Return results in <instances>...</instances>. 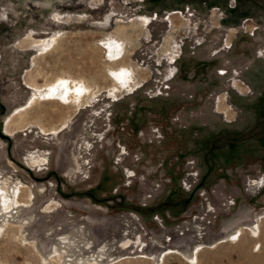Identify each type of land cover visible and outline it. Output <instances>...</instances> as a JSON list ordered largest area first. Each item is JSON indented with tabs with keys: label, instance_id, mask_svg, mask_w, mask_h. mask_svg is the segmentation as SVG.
<instances>
[{
	"label": "rangeland",
	"instance_id": "1",
	"mask_svg": "<svg viewBox=\"0 0 264 264\" xmlns=\"http://www.w3.org/2000/svg\"><path fill=\"white\" fill-rule=\"evenodd\" d=\"M3 178L0 264H264V0H0Z\"/></svg>",
	"mask_w": 264,
	"mask_h": 264
},
{
	"label": "bare ground",
	"instance_id": "2",
	"mask_svg": "<svg viewBox=\"0 0 264 264\" xmlns=\"http://www.w3.org/2000/svg\"><path fill=\"white\" fill-rule=\"evenodd\" d=\"M56 85L59 86V89H58V87ZM56 85H54V88L46 90L47 91L46 92L47 96L49 97V99L52 98L54 100V101L52 100L53 102L60 101V99L53 98V96H55V97L57 96V97H59L61 99L62 98L71 99V98L77 97V95H74V93H73L72 96H69L70 94L68 93V92H70L71 88L74 87V86L76 87L75 90L77 91V94H80L83 91V88L79 87V85H77V86H76V84L75 85H69L67 83V81L64 80V78H62L61 82L57 83ZM43 94L44 93H42L41 95H43ZM44 96H42V97H44ZM46 101H48V100H46ZM69 102H66V103H69ZM62 170H64V169H62ZM72 172H74V171H72ZM71 173H69V174H71ZM4 179L5 178L0 179V230H2L3 223L8 221V214H10V212H11V214L13 213L12 211H10L12 209V207H14L17 203H19V201L15 198V193L10 191V187L7 184L6 180H4ZM12 210H14V209H12ZM252 231L255 232L256 230L252 229ZM240 234H241V228L239 227V228H236V230H232V231L230 230L227 234H225L226 236L224 238L231 236L233 239H235L237 237V235L240 236ZM25 239H27V238H25ZM124 243L126 244L127 241L124 242ZM50 246H51L50 250L48 249V251H47V248L50 247ZM34 247H35V249L38 252L40 260H42V261L46 260V258L48 256H50L49 254H46V252L51 253V254L53 252H58L57 245L53 244V242L42 244L41 248H39L36 244L34 245ZM45 250H46V252H45ZM86 262L88 264L91 263L90 261H86Z\"/></svg>",
	"mask_w": 264,
	"mask_h": 264
}]
</instances>
